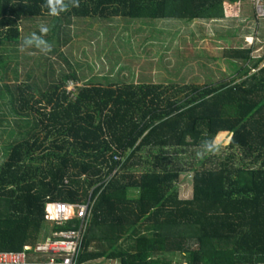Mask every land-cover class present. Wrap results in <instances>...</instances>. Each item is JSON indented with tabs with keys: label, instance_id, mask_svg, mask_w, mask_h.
<instances>
[{
	"label": "trees",
	"instance_id": "trees-1",
	"mask_svg": "<svg viewBox=\"0 0 264 264\" xmlns=\"http://www.w3.org/2000/svg\"><path fill=\"white\" fill-rule=\"evenodd\" d=\"M232 1L240 0H0V43L20 41L24 18L53 15L58 26L109 16L222 19ZM254 50L224 53L230 63L253 62L251 68L245 64L204 88L172 87L170 94L163 84L95 79L68 91L67 82L79 79L75 71L46 89L0 85L21 128L0 152V251H23L77 227V219L50 227L47 204L91 198L79 264H182L177 254L186 264H264V65L251 73L264 53L257 58ZM225 132L230 139L220 152L198 155ZM166 147L177 156L154 152ZM189 150L192 161L183 162L179 154ZM191 171L193 193L182 199L175 183Z\"/></svg>",
	"mask_w": 264,
	"mask_h": 264
},
{
	"label": "rangeland",
	"instance_id": "rangeland-1",
	"mask_svg": "<svg viewBox=\"0 0 264 264\" xmlns=\"http://www.w3.org/2000/svg\"><path fill=\"white\" fill-rule=\"evenodd\" d=\"M231 5L229 15L222 19L193 21L109 16L74 18L70 24L63 20L58 26L53 15L24 18L20 22V41L15 44L0 43V72L5 76L0 79V85L31 84L46 89L47 85L60 82L63 74L75 71L79 79L67 82L68 91H75L78 86L95 79L103 85L132 82L163 84L170 86V94L174 91L172 87L180 89L195 85L204 88L213 82L230 79L233 74L236 75V68L246 63L228 62L224 57L226 49L254 46V57L264 53V18L256 16L253 1H232ZM41 28L47 31L42 32ZM30 38L40 40L25 46L24 41ZM263 65L264 62L251 69V73L257 72ZM245 66L251 68L253 62ZM184 95L185 92H181L178 97ZM11 109L10 95L6 94L3 99L0 98V152L21 136V128L16 121L18 118ZM12 132L14 135H11ZM39 136L44 139L45 132H39ZM229 139L230 135L226 132L218 135L214 140L215 151L220 152ZM52 140L53 137L49 138L48 144ZM154 152L168 158L178 154L169 147ZM142 153L145 159L155 162L150 151L143 150ZM179 156H182L183 162H191L193 153L189 150ZM141 170L139 166L129 168L135 173ZM192 179V171L180 175L175 183L180 198L192 196ZM52 224V221L48 223L50 227ZM123 241L124 238L120 242ZM126 241L133 242L130 239ZM177 258L186 264L181 254H177ZM92 263L120 264L119 261L106 259Z\"/></svg>",
	"mask_w": 264,
	"mask_h": 264
},
{
	"label": "built area",
	"instance_id": "built-area-1",
	"mask_svg": "<svg viewBox=\"0 0 264 264\" xmlns=\"http://www.w3.org/2000/svg\"><path fill=\"white\" fill-rule=\"evenodd\" d=\"M258 18H264V0H252ZM93 214V202L69 203L54 201L47 204L46 219L62 224L77 219L78 225L66 231L54 232L23 251H0V264H79L84 239Z\"/></svg>",
	"mask_w": 264,
	"mask_h": 264
},
{
	"label": "clouds",
	"instance_id": "clouds-1",
	"mask_svg": "<svg viewBox=\"0 0 264 264\" xmlns=\"http://www.w3.org/2000/svg\"><path fill=\"white\" fill-rule=\"evenodd\" d=\"M41 31H42V32H46L47 29H46V28H41ZM32 42H33L32 39H26V40L24 41V44H25V46H27V45H30ZM216 148H217V146L215 145L214 142H208V143H205V144L202 146L203 151H202L201 153H198V155H203L204 152H207V151H214V150H216Z\"/></svg>",
	"mask_w": 264,
	"mask_h": 264
}]
</instances>
